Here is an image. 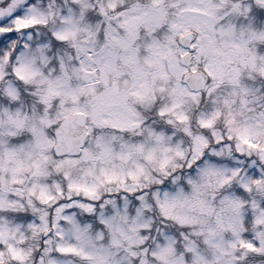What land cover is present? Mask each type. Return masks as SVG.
Wrapping results in <instances>:
<instances>
[{
	"label": "snow or ice",
	"instance_id": "6c2138e0",
	"mask_svg": "<svg viewBox=\"0 0 264 264\" xmlns=\"http://www.w3.org/2000/svg\"><path fill=\"white\" fill-rule=\"evenodd\" d=\"M0 264H264V0H0Z\"/></svg>",
	"mask_w": 264,
	"mask_h": 264
}]
</instances>
